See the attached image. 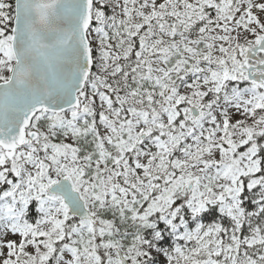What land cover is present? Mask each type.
Instances as JSON below:
<instances>
[{"label":"snow or ice","instance_id":"obj_1","mask_svg":"<svg viewBox=\"0 0 264 264\" xmlns=\"http://www.w3.org/2000/svg\"><path fill=\"white\" fill-rule=\"evenodd\" d=\"M0 264H264V0H0Z\"/></svg>","mask_w":264,"mask_h":264}]
</instances>
